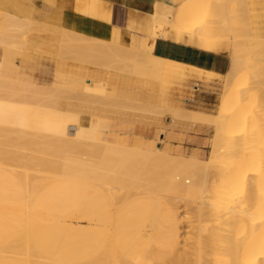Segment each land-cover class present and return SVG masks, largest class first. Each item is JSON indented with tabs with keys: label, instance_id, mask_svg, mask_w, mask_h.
<instances>
[{
	"label": "bare ground",
	"instance_id": "1",
	"mask_svg": "<svg viewBox=\"0 0 264 264\" xmlns=\"http://www.w3.org/2000/svg\"><path fill=\"white\" fill-rule=\"evenodd\" d=\"M179 1L155 0L150 12L141 13L105 0H0L6 24L0 33L5 47L0 69L5 77L0 81V264H264V144H253L259 139L246 129L250 120L241 113L252 87L264 86V35L254 37L246 28L251 26L246 0H213L212 5L206 0L208 22L204 19L202 26L196 19L203 1H183V8H189L173 17ZM237 5L240 14L233 18ZM65 7L101 22L103 34V26H112L110 36L89 34L81 21L64 27ZM40 16L52 22L37 24ZM181 16H188L190 22H183L189 33L175 23ZM122 30L128 32L127 42ZM45 33L57 60L55 80L61 82L51 93L27 73L32 69L27 52H41L49 44ZM161 42L228 56L225 86L238 84L247 58L254 57L252 87H237L234 98L229 97L234 90L222 94L216 115L183 108L162 68L167 61L190 63L159 54ZM114 77L119 81L112 82ZM115 107L157 124L168 116L208 124L214 128L208 157L173 155L110 138L98 118ZM234 121L243 129L225 136ZM225 139L231 163L243 164L238 173H244L221 180L229 192L239 182L244 194L219 196L227 200V212L211 219L218 221L216 231L224 233L218 243L206 218L214 210L210 171L222 161ZM255 155L259 165L247 163ZM256 188L263 195L260 208L253 204L260 197ZM182 204L191 209L190 216L181 213ZM73 217L86 225L74 226ZM224 256L230 258L222 260Z\"/></svg>",
	"mask_w": 264,
	"mask_h": 264
},
{
	"label": "rangeland",
	"instance_id": "2",
	"mask_svg": "<svg viewBox=\"0 0 264 264\" xmlns=\"http://www.w3.org/2000/svg\"><path fill=\"white\" fill-rule=\"evenodd\" d=\"M156 1H158V0H156ZM183 1L184 2L187 1L188 3H190L188 0H182V2L180 0L179 3H177L178 6L175 5L176 6L175 8H177V9L174 10L175 12L173 13V17H174V14L176 16V13L178 11H180L179 10L180 8L184 9L183 8V5H184ZM202 1H203L202 2L203 4H202V9L201 10L203 11L204 10L203 7H205V5H206V0H202ZM211 1H212V3H211ZM207 2H208V0H207ZM209 2L211 3V5L214 3L213 0H210ZM246 2H247V8L249 6V8H248L249 10L247 12L249 14L248 15L246 14V20H247L246 22L249 24V22L251 20L250 23H251V26H252V27L249 26L250 25L249 24L248 26H246V28L250 27L249 29H251L253 31L252 32L251 30H247V31L245 30V33H247L246 35L249 34V31H250V35L249 36H251L252 33H253L254 37L256 35L257 36L264 35V0H246ZM210 3H208V4H210ZM156 4H157V2H156ZM179 6H181V7H179ZM234 7H236V6H233L232 15H231L233 18H235L236 16H239V14H240L239 11L237 10V9H239L238 5H237L236 9ZM187 8H189V7H187ZM187 8H185V9H187ZM209 8H210V11H211V6ZM1 10L4 11L5 9H1L0 8V33H1V31L5 30V28H6L5 20H4L3 16L1 15V13H2ZM155 10H156V8H155ZM201 10L199 11V13H197L198 17L196 19V22H197V20H199L198 23L199 22L201 23L200 26H202L203 24H206L205 22L203 23L202 21L204 19H206L205 17L207 16V14L205 13L207 11L204 10L205 12L204 11L201 12ZM150 11H151V8H149L147 12H150ZM208 13H209L208 14V18L211 20L210 17H212V15H210V13H212V12H208ZM177 15L179 16V13ZM209 15H210V17H209ZM181 17L183 18L184 16H181ZM62 18H63L62 24H63L64 27H67V28H69L71 26L73 21H75V24L79 23V21L85 22V17H83L77 11H74V10H72L70 8H67V7H65L63 9ZM182 18H178L177 17L176 19H182ZM187 18H188V16L186 18H183L181 21L175 20V23L178 24L177 22H180L182 24L180 26H182V27H178V28H181L180 29L181 31L187 29L186 31L189 33V31H192V30L188 31V28H185V24L189 21V19L187 21ZM36 19L38 20L36 22L37 24H44V25L46 24L47 26L49 25V24H47V22H49V23L52 22L51 21L52 19L49 18V17L47 18V17L40 16V17H36ZM184 19H186L185 20V21H187L186 23L183 22ZM200 19H201V21H200ZM192 20H194V18ZM206 20H207L206 22H208V19H206ZM172 23L175 24L174 22H172ZM188 23H187V25H188ZM197 24L194 23L193 25L197 26ZM175 26H176V29H175V31H176V30H178L177 26H179V25H175ZM190 26L192 28V25H190ZM196 28H198V27H196ZM196 28H194V29H196ZM8 32H9V30H8ZM122 32L124 33L125 41L127 42L128 41V32L126 30H122ZM178 32L181 33L179 30H178ZM183 32H185V31H183ZM184 34H186V33H184ZM49 35H50L49 33H45L43 35V36H45V39H46L47 42L50 41V40H48L49 39ZM210 41H212V40H210ZM214 41H216L215 43L217 44V41L222 43L224 40L222 41V39L221 40L213 39L212 42L214 43ZM48 43H49L48 44L49 46L48 45H44L42 47L43 49L41 48L42 49L41 52L40 51H37V52L28 51L27 52L29 57L32 58L31 60H29V63L31 64L32 69H28L27 73L34 79L36 84H38L41 87H44L45 89L48 88V90H49L50 88L52 89L56 85L61 86V82L59 84V82H57L55 80V72H56V67H57V60H56V58H55V56L53 54V52H54L53 44H51L50 42H48ZM225 43L222 46V49L225 48L228 45V44H225ZM46 46H47V48H46ZM216 47H217V45H216ZM219 47L221 49V46H219ZM219 47H217V48H219ZM4 48L5 47L2 44H0V69H1V63H2V60H3L2 57L4 55L3 54L4 53ZM44 50H45V52H44ZM142 53L144 54V51H142ZM158 53L162 54V55H165V56H169L171 58H175V59L190 63V64H186L185 65V63L183 64V62H178V61L168 62L167 61L165 64H163L165 66H163V68H162V70H164L162 72L163 73L162 74L163 79L167 78L166 81L171 82L172 88H175V100L178 103V105L183 107V108H186V109H189V110H196V111L205 112L202 109V107H199L193 101L195 99L196 91L194 89H192V88H194L195 85H199L200 84V85L205 86L206 89H210L212 91H215V93H216L215 97L217 98V101H216L215 104L218 105V110H219L220 105H221L220 97H221L222 94L227 93L230 90H234V91H231L229 93V97L230 98H234L236 96L237 92L239 91V89H238L239 87H242V86L243 87H245V86L246 87H250L251 86V82H252L251 77L253 76V75H251V73H252L251 68L254 65V64H252L253 61H255L254 57H251L252 58L251 59L252 63L249 60L250 58H247L249 62L247 61L248 63L243 66V68L241 69V71L239 73V83L238 84H237V82L236 83H231L230 85L225 86V81H226L225 74L224 75H220V74L216 73L215 71L205 69L206 67H204L203 60L207 61V59H212V57H209V55H206L205 53H199V52H197V50L192 52V50H190L189 48L185 49L183 46L181 47V46L174 45L172 43H164V42L159 43ZM148 54H145V55H148ZM199 54L202 55V58L198 57ZM21 59L22 58L18 57L17 61H20ZM224 61H225L224 64H225V66L227 68V70H226V72H227L228 71V63H229L228 56H226ZM177 63H178V65H177ZM261 63H262V61H261ZM167 64H169V65H167ZM171 64H173L172 67H170ZM173 67H175V68H173ZM166 68H168V69H166ZM4 79H5V77H3L1 75V72H0V81H2ZM130 79L132 80V82H135V80H137V78H135L133 76H130ZM111 81L112 82H118L119 80H118V77H114V78L111 79ZM140 81L144 82V79H140ZM263 83L264 82L262 80L261 84H263ZM182 85H183V87L184 86L185 87L183 88ZM263 87L262 86L261 87H258V86L254 87L253 86L252 87V90H251V93H250L252 96L251 97L250 96H246V97H249L250 99L246 98L247 100H245L246 103L244 102L245 105H244L243 111H241V113H243V115L247 116V120L249 118V120L252 121L251 124H250V121H248L249 122L248 123L249 126L246 127V129L250 128L251 130H253L254 132H251L249 130L248 131L251 132V133H256L257 137H256V134H254V136L257 138V140L259 139L258 141H256L254 139V142H253L254 145H255V142H257V144H259V145L260 144H262V145L264 144V142H263V138H264V100H263L264 99V96H263L264 91L263 90H264V88ZM51 89L49 91L46 89V91L51 93L52 92ZM52 90H54V89H52ZM147 90L148 89L144 90L145 94H148ZM181 90H183V92H181ZM178 91H179V93H177ZM248 95H249V93H248ZM181 96H183V97H181ZM66 101L73 102V100H66ZM75 103H77V101H75ZM180 103H181V105H180ZM94 106L97 107V108H104V107H102L100 105H94ZM214 109H217V106H215ZM226 110H229V109H225V111ZM217 112L214 111L213 115H216ZM205 113H207V112H205ZM208 114H212V113H208ZM173 119L174 118L168 116L162 121V124H157L151 118L144 117V116L142 117V115L136 113L135 111L123 110V109H120L119 107H115V108L109 109L107 114H106V117L98 118L99 125L101 127H103L104 133L107 134L110 138L117 139V140H122V141H128L129 142L128 145H131V146L143 147V148L154 150V151L162 149L164 152H167V153H170V154H173V155H182L181 153H179L178 150L170 151L171 147H170L169 143H172L175 146H180L185 152H187V149H185L187 136L185 135L184 132H186L188 129L191 128L190 126H191V124L193 122L188 120V119H183V121L185 122L184 123L182 121V119L180 121L179 120L177 121L175 119L173 120ZM174 123H176V124H174ZM235 123H236L235 121L232 122L231 128L229 129V131L224 133L225 136L226 135H231V136L232 135H237L238 133L240 134L239 129H241V127L243 129V126L238 125L240 127L239 128L238 126H236V124H239V123L238 122L236 124ZM193 124L195 125L196 123H193ZM201 124L208 126V124H206V123H201ZM209 128H210V130L207 132L208 140L206 141V147H205L204 151L202 152V155L204 157H207L209 152H210L211 142H212V138L214 136V130H213L214 128L213 127H209ZM242 132H244V131L241 130V133ZM226 142H227V140L225 139L220 144L221 145V150H222L221 152H224V153H221L222 161H221V163H219L217 165V167L220 166V165L223 167V165H224V167H223L224 169L223 168L222 169L218 168L217 171H216L217 167H215V168L211 169V171H210V180L211 181H210V187H209L208 195H209V197H210V195L211 196L214 195V196L210 197L211 200H210V198H209V200H210L211 205H213L212 209H214L216 211L217 210H222V213H223V214H221L220 211L215 212L214 210H212L210 212L211 215H209L211 217H207L206 218L207 219V224L209 225L210 228L212 227L211 228L212 230H214L218 226V224H217L218 221H215L217 219V217H220L221 215H224L225 211L227 212V207H224L225 203H223L224 201L227 202V200H223V199H225L226 196H229V195H232L233 198H240L244 194L243 186L239 182L234 187L235 189L233 188L229 192V191H225L226 187L224 185V180H221V179L227 178V176L228 177L231 176V174H235V173L239 174L238 172H241V170H242L241 168L243 167V164L239 163V166H241V167H239V166H237V165L235 166V165H233V163H231L232 159H230V158L232 157V153H230L229 150L226 149V148H228L227 147L228 145H226L227 144ZM254 147L256 148L257 145L254 146ZM260 147H261V145L259 146V148ZM225 150H226V155H227L228 152H229L228 153L229 155H227V156L224 155L225 154ZM227 150H228V152H227ZM251 155H252V153H251ZM251 155L250 156L248 155V156L251 158ZM182 156H184V155H182ZM257 156H259V155H257ZM255 157H256V155H255ZM261 157L262 156H260V159H261ZM246 159L248 160L247 163L250 161L251 163L255 164L257 157L254 158V160H253V157H252V160H250L248 157ZM252 161H255V162H252ZM256 163L257 164L259 163L258 160H257ZM226 168H227V170H226ZM249 172H252V171H249ZM253 172H256V171L253 170ZM242 173H244V172H242ZM242 173H240V174H242ZM220 175L222 176V178H221ZM239 175H238V178L240 179ZM224 176H225V178H224ZM219 180L223 181V183H221V181H219ZM217 181H219V182H217ZM261 182H262L263 185H261V183H260V185H261L260 187H263L264 186V183H263L264 182V178H263V181H261ZM255 187H257V186H255ZM263 189H264V187H263ZM257 190L258 189L256 188L255 192H257L256 194L258 195L259 190L258 191ZM259 193L261 194V191ZM216 194H217V197H215ZM219 196L223 197L222 201L220 200ZM258 196H260V195H258ZM258 196H255V197L258 198ZM261 196H263V195H261ZM261 196L258 199H254V201L257 200V201H255V203L253 202V204H258V208H260V206H261L260 204L261 203L263 205V202H261V200H260V198L261 199L263 198ZM213 197H215V198H213ZM216 198H219V200H220L218 203L216 202V201H218V199H216ZM262 201H264V200L262 199ZM213 203H216L218 205H215ZM214 205L218 206V207H215ZM181 206H182L181 207V209H182L181 213H183V215L186 214L187 216H190L191 214H187V213H190L191 209H189L188 207L183 206V204ZM255 207L257 208V205ZM212 217H214L216 219L215 220H211ZM183 221H184L183 225L185 227H183L182 231L184 232L183 234L186 235L187 232L185 230L188 229L187 228L188 227L187 226L188 223H186V219H184ZM213 222H216V223L213 224ZM72 224L74 226L75 225L76 226H79V225L85 226L86 225V223L76 222L75 221V217L72 218ZM189 230H190V228H189ZM214 231H216V229ZM221 232H220V230L216 231L217 234L219 233L218 234L219 236H216L217 234L215 236H213V235L212 236L210 235V236H211V238L215 237V239L219 243L220 236L222 234H224L223 232L222 233ZM209 249L208 248L204 249V251L210 252ZM213 251L214 250H212V252ZM214 252H216V251H214ZM225 257L228 258L229 256H224L222 258V260L225 259Z\"/></svg>",
	"mask_w": 264,
	"mask_h": 264
},
{
	"label": "crops",
	"instance_id": "3",
	"mask_svg": "<svg viewBox=\"0 0 264 264\" xmlns=\"http://www.w3.org/2000/svg\"><path fill=\"white\" fill-rule=\"evenodd\" d=\"M105 1L110 2L112 4H116L118 6H126L131 9H136L141 13L147 12L149 8H151L152 10V5L154 2V0H105ZM82 23H84L83 26L85 28V31L87 30L89 34H96L104 37H109L112 31V26L106 24L107 27L103 26L105 31V33L103 34L101 27L99 30V26L101 22H99L96 19L85 17V22ZM174 45L181 46L178 44H174ZM183 47L185 49L189 48L190 50H192V52L196 50L193 47H188V46H183ZM197 52L204 53L201 51H197ZM205 54L209 55V57H212V59H207V61L203 60L204 67H206L205 69L215 71L220 75H224L227 70L224 64L226 55H214L211 53H205ZM198 57L202 58V55L199 54ZM215 95H216L215 91L206 89L205 86L199 84L198 90L195 93V99L193 101L195 102L196 105L202 107V109L205 112L214 114L213 113L214 111L216 112L218 111V105L215 104L217 101ZM215 106H217V109H214ZM193 126H191L192 128L188 129L186 132H184L185 135L187 136V141L185 145V149H187V152H185L180 146H175L172 143H169L171 147L170 151L178 150L179 153H181L182 155L206 159L208 156L204 157L202 155V152L206 147V141L208 140L207 132L210 130V128L201 123H197Z\"/></svg>",
	"mask_w": 264,
	"mask_h": 264
},
{
	"label": "built area",
	"instance_id": "4",
	"mask_svg": "<svg viewBox=\"0 0 264 264\" xmlns=\"http://www.w3.org/2000/svg\"><path fill=\"white\" fill-rule=\"evenodd\" d=\"M197 89H196V91L198 90V87H196Z\"/></svg>",
	"mask_w": 264,
	"mask_h": 264
}]
</instances>
